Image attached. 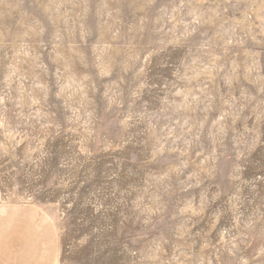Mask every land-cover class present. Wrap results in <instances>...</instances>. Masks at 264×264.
<instances>
[{
  "label": "rangeland",
  "instance_id": "rangeland-1",
  "mask_svg": "<svg viewBox=\"0 0 264 264\" xmlns=\"http://www.w3.org/2000/svg\"><path fill=\"white\" fill-rule=\"evenodd\" d=\"M63 264H264V0H0V207Z\"/></svg>",
  "mask_w": 264,
  "mask_h": 264
},
{
  "label": "crops",
  "instance_id": "crops-1",
  "mask_svg": "<svg viewBox=\"0 0 264 264\" xmlns=\"http://www.w3.org/2000/svg\"><path fill=\"white\" fill-rule=\"evenodd\" d=\"M29 204L0 207V264H63L54 223Z\"/></svg>",
  "mask_w": 264,
  "mask_h": 264
}]
</instances>
